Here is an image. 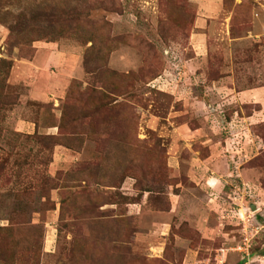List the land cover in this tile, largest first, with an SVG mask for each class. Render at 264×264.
Returning a JSON list of instances; mask_svg holds the SVG:
<instances>
[{
  "label": "rangeland",
  "instance_id": "obj_1",
  "mask_svg": "<svg viewBox=\"0 0 264 264\" xmlns=\"http://www.w3.org/2000/svg\"><path fill=\"white\" fill-rule=\"evenodd\" d=\"M263 87L264 0H0V264H264Z\"/></svg>",
  "mask_w": 264,
  "mask_h": 264
},
{
  "label": "crops",
  "instance_id": "obj_2",
  "mask_svg": "<svg viewBox=\"0 0 264 264\" xmlns=\"http://www.w3.org/2000/svg\"><path fill=\"white\" fill-rule=\"evenodd\" d=\"M203 7V6H202ZM206 13H211L214 14L215 12L217 13L218 11V7H219V3H216L215 1H208L207 4L204 6ZM206 25V20L203 18H200L197 22V26L196 27H200V29H202L204 26ZM196 39L199 41H201V37H199V35L196 36ZM232 92V90H230ZM229 105L231 104H256L259 103L262 105V109L260 111H254L255 113H252L251 115L244 116L243 118L240 117L238 115L237 111H234V117H232L231 121H229V123H226L225 121H222L223 123H225V125H230V127L233 128L237 127V118H239L238 121L240 124L243 125V127H248V120L250 119H256L258 117H263L264 116V87L263 88H251V89H244V90H240V91H233L232 93L229 94V99L227 100ZM263 110V111H262ZM218 115L216 114L215 117H217ZM210 117V116H209ZM204 123V122H203ZM214 123V122H213ZM218 126V124H217ZM215 129H217L216 126H213ZM239 127V126H238ZM186 128L187 130V137H189V139H193L195 137L201 138L200 140L202 141V143L205 145V147H207V149L209 150V154L207 155L206 158L204 159H200V164L199 166H201L202 168H204V170H202L203 172H201L202 174L200 175V180L203 181V184L205 183H209L213 182V183H219L220 180L219 178L223 177V174L226 172V169L224 168L222 161L219 160L217 158V154L219 153V141H213L211 140V137L206 136L204 128L203 127H196L195 129L189 128L187 125L185 126H181V127H176L175 131H182V129ZM211 129V128H210ZM203 132V136L201 135V132ZM239 168V166H237V169ZM211 174H210V172ZM228 171V170H227ZM229 172V171H228ZM231 173V172H230ZM214 175L216 177H214ZM231 176L233 175L232 173L230 174ZM234 176V175H233ZM194 179H196L194 177ZM212 187V186H210Z\"/></svg>",
  "mask_w": 264,
  "mask_h": 264
},
{
  "label": "built area",
  "instance_id": "obj_3",
  "mask_svg": "<svg viewBox=\"0 0 264 264\" xmlns=\"http://www.w3.org/2000/svg\"><path fill=\"white\" fill-rule=\"evenodd\" d=\"M239 214V220L242 221V223L244 224V238H243V243L242 245H238V247L236 248L237 251H239L241 254H243V258H242V264H251V260H250V253H249V248H250V241H251V238L248 236V232L246 231L247 229V225L245 223L246 222H249L250 220L247 218H245V214L243 215L241 212H238ZM222 257L225 256V253H224V250L222 251V254H221ZM219 264H224L223 261H220Z\"/></svg>",
  "mask_w": 264,
  "mask_h": 264
},
{
  "label": "trees",
  "instance_id": "obj_4",
  "mask_svg": "<svg viewBox=\"0 0 264 264\" xmlns=\"http://www.w3.org/2000/svg\"><path fill=\"white\" fill-rule=\"evenodd\" d=\"M72 97H73V95H72L71 93H69V95H68V100H69V102L67 101L66 106H67L68 104H70V101H71ZM4 264H16V261H14V260L12 259V260H10V262H6V263H4ZM239 264H242V261H241Z\"/></svg>",
  "mask_w": 264,
  "mask_h": 264
},
{
  "label": "water",
  "instance_id": "obj_5",
  "mask_svg": "<svg viewBox=\"0 0 264 264\" xmlns=\"http://www.w3.org/2000/svg\"><path fill=\"white\" fill-rule=\"evenodd\" d=\"M252 208H253L254 210H256V209H257L255 205H252Z\"/></svg>",
  "mask_w": 264,
  "mask_h": 264
}]
</instances>
